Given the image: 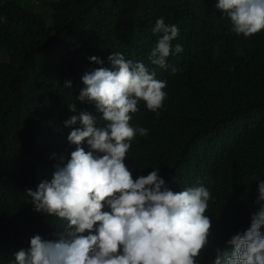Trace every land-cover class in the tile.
<instances>
[{
	"label": "trees",
	"instance_id": "obj_1",
	"mask_svg": "<svg viewBox=\"0 0 264 264\" xmlns=\"http://www.w3.org/2000/svg\"><path fill=\"white\" fill-rule=\"evenodd\" d=\"M34 1L50 12V30L42 12L0 0V49L7 55L0 61V264H14L13 254L27 250L33 235L55 240L62 229L63 221L33 210L25 190L50 180L57 158L75 149L64 127L78 114L69 104L100 119L76 97L82 74L99 67L88 58L111 67L112 52L167 82L159 115L142 101L132 114V126L149 129L127 154L134 178L159 168L173 191L207 187L217 244L246 230L259 209L257 180L264 179V31L236 35L217 0ZM161 17L179 28L167 70L148 59L157 42L151 28ZM212 258L209 247L201 264Z\"/></svg>",
	"mask_w": 264,
	"mask_h": 264
},
{
	"label": "clouds",
	"instance_id": "obj_2",
	"mask_svg": "<svg viewBox=\"0 0 264 264\" xmlns=\"http://www.w3.org/2000/svg\"><path fill=\"white\" fill-rule=\"evenodd\" d=\"M215 8L236 35L249 38L264 31V0H217ZM151 31L157 42L148 59L167 70L179 28L161 17ZM174 51L181 53L182 45ZM88 59L99 67L82 74L76 100L93 105L100 119L69 104L78 114L65 120L64 127L71 129L67 141L75 149L57 158L50 180L25 190L35 212L58 218L63 227L54 233L55 240L33 235L27 250L13 254L14 264H201L209 247L211 264H264V179L257 180L259 209L250 215V226L223 245L215 243L213 220L206 214L213 199L207 187L173 191L159 168L134 178L126 163L132 141L149 132L131 125L132 114L142 101L159 115L167 82L121 52L107 57L111 67L97 56ZM63 86L71 88L72 81Z\"/></svg>",
	"mask_w": 264,
	"mask_h": 264
},
{
	"label": "rangeland",
	"instance_id": "obj_3",
	"mask_svg": "<svg viewBox=\"0 0 264 264\" xmlns=\"http://www.w3.org/2000/svg\"><path fill=\"white\" fill-rule=\"evenodd\" d=\"M18 1V4L22 7H25V8H28V9H31L35 12H42V16L45 18V21H46V27L50 30L51 28V20H50V17H51V14L49 11H45L43 10L42 8H40L38 6L37 3H35L34 0H17ZM6 61L7 60V55L5 53V51L3 49H0V61Z\"/></svg>",
	"mask_w": 264,
	"mask_h": 264
},
{
	"label": "bare ground",
	"instance_id": "obj_4",
	"mask_svg": "<svg viewBox=\"0 0 264 264\" xmlns=\"http://www.w3.org/2000/svg\"><path fill=\"white\" fill-rule=\"evenodd\" d=\"M43 83V82H42Z\"/></svg>",
	"mask_w": 264,
	"mask_h": 264
}]
</instances>
